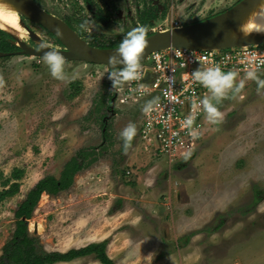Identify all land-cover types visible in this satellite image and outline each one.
Returning <instances> with one entry per match:
<instances>
[{
    "label": "rangeland",
    "instance_id": "rangeland-1",
    "mask_svg": "<svg viewBox=\"0 0 264 264\" xmlns=\"http://www.w3.org/2000/svg\"><path fill=\"white\" fill-rule=\"evenodd\" d=\"M151 1L41 0V8L60 19L71 18L74 29L82 35L123 39L138 26L139 12ZM237 1L164 0L161 6L167 10L169 21L197 22L228 10ZM86 19L91 23L84 31L79 25ZM30 26L29 31L39 39L57 45L41 27ZM30 41L27 35L22 43L33 49ZM65 71L67 79L57 81L42 58L22 54L0 58V173L8 178L14 168L24 171L19 194L0 205V256L14 233V212L28 191L45 176L58 178L65 163L80 149L105 142L101 122L104 113L97 110L106 106L109 97L108 70L66 61ZM257 75L264 79V72ZM240 80H245L242 91L235 95L229 92L217 105L223 113L218 125H210L205 115L201 118L204 138L195 152L199 176L190 208L197 209L204 190L210 206L242 197L235 209L229 208L211 221L204 230L206 235L194 236L192 242L185 243L186 238L176 242L177 226L172 230L165 226L170 234L166 241L157 205L166 202L167 193L156 187L159 179L152 180L153 191L136 185L144 164L145 172L157 165L156 176L169 170L162 155H150L146 144L140 143L143 101L116 109L117 115L107 121L110 139L106 150L94 165L75 176L69 190L55 197H41L28 221V231L38 239L40 249L66 253L108 240L107 254L115 264H186L184 255L188 251L200 254L198 264L256 263L252 255L264 250V91L258 93L257 83L246 80L245 75L237 76L236 82ZM129 123L136 125L137 135L129 149L132 154L127 166L128 153L123 152L119 133ZM181 169L195 170L190 163ZM215 184L223 190L222 195L214 193ZM167 217L171 220L169 214ZM177 218L184 220L179 215ZM220 219L225 221L218 227ZM148 221L151 233L144 236L141 225ZM179 243L186 245L180 247ZM170 252L174 259L166 258ZM60 264L99 263L85 257Z\"/></svg>",
    "mask_w": 264,
    "mask_h": 264
},
{
    "label": "built area",
    "instance_id": "built-area-1",
    "mask_svg": "<svg viewBox=\"0 0 264 264\" xmlns=\"http://www.w3.org/2000/svg\"><path fill=\"white\" fill-rule=\"evenodd\" d=\"M168 26H182L170 21ZM159 29V30H162ZM219 65L224 72L234 71L243 76L248 70L264 72V47L225 49L221 51H196L169 49L152 53L142 63L139 80L126 82L116 89L118 106H135L159 97V103L150 114L142 111L140 143L153 155H162L169 163L185 160V154L194 155L203 138L202 108L197 102L208 95V90L194 82L192 73ZM148 77L146 81L145 78ZM193 119L191 129L184 126L187 118ZM199 133L194 138L191 132Z\"/></svg>",
    "mask_w": 264,
    "mask_h": 264
},
{
    "label": "trees",
    "instance_id": "trees-1",
    "mask_svg": "<svg viewBox=\"0 0 264 264\" xmlns=\"http://www.w3.org/2000/svg\"><path fill=\"white\" fill-rule=\"evenodd\" d=\"M164 14L155 8H146L141 12L139 24L144 27L153 26L156 21L163 18ZM23 21V20H22ZM64 21L72 26L73 20L68 17ZM25 23V22H24ZM48 33V32H47ZM153 33H147V37ZM48 35L54 39L56 43L59 41L50 33ZM79 35L86 42L95 48H118L122 38L118 36L107 37L105 35ZM260 47H264L260 46ZM21 49L16 46L15 39L4 31L0 30V58H10L19 55ZM104 105V102H103ZM105 106H103L104 108ZM102 109H98L101 112ZM111 107L107 106L105 116L107 117ZM102 117V127L104 143L99 147H88L80 149L72 156L64 165L62 172L58 178L48 175L39 180L26 194L24 201L18 206L14 212L15 229L12 239L4 246L3 253L0 256V264H60L69 263L76 259L93 257L99 264H115L107 254L108 240L100 243L89 244L80 249H72L66 253L60 252H44L40 249L37 238L32 237L28 231V221L32 218L33 213L42 197L46 194L51 197L58 196L60 193L69 190L74 184V178L78 173L90 168L101 157V152L106 150L105 146L109 142V129L105 125L104 117ZM24 176V171L14 168L8 178L0 173V205L6 200L13 198L20 192V181ZM186 238V237H185ZM185 244H180L182 247Z\"/></svg>",
    "mask_w": 264,
    "mask_h": 264
},
{
    "label": "water",
    "instance_id": "water-1",
    "mask_svg": "<svg viewBox=\"0 0 264 264\" xmlns=\"http://www.w3.org/2000/svg\"><path fill=\"white\" fill-rule=\"evenodd\" d=\"M4 1L13 4L19 9L21 19L23 17L39 25L53 35L64 48L63 50L55 49L61 52L65 57V61L103 66L108 70V57L113 55L117 48L100 49L90 46L63 20L46 12L33 0ZM155 1L157 3L159 0ZM262 2L263 0H241L228 10L211 18L185 26L175 28L165 26L162 30H156L147 37L148 46L142 53L141 63H144L152 53L169 49L217 52L225 49H245L251 46H263L264 37L246 39L238 37L235 33L241 21ZM29 37L37 45V48H26L24 43L17 41L13 37L16 41V46L21 49L20 54L42 58L43 52L39 51V43L42 40L35 35H30ZM145 80L147 81L148 77ZM113 103L114 100H112V105Z\"/></svg>",
    "mask_w": 264,
    "mask_h": 264
},
{
    "label": "clouds",
    "instance_id": "clouds-1",
    "mask_svg": "<svg viewBox=\"0 0 264 264\" xmlns=\"http://www.w3.org/2000/svg\"><path fill=\"white\" fill-rule=\"evenodd\" d=\"M264 6V3L260 4ZM264 12V8L259 7L258 11L240 26V31L248 35L255 32H264V24L259 23V14ZM90 20H84L80 25V29L87 31ZM148 46L147 28L137 26L128 31L121 41L119 47L114 54L108 57V78L112 81L113 90L119 89L126 82L139 80L142 76V53ZM39 51L43 52L42 60L47 65L52 78L57 81H65L67 74L65 71V57L60 51L56 50L50 43L41 41L39 43ZM238 73L234 71L224 72L219 65L208 67L203 70H196L192 73V79L202 87L208 90V95L200 99L196 107L202 108L205 118L210 125H218L223 119V113L219 110L222 100L228 97L229 92L233 95L242 91L245 86V80L236 82ZM246 80H253L257 83V92L264 91V79H260L256 70H248L245 74ZM159 97L145 103L142 111L150 114L155 106L159 103ZM193 119L187 118L184 122L186 128L191 129ZM137 135V127L134 123H129L124 127L119 137L122 141V148L125 154L132 147V141ZM191 135L198 138L199 133L193 130ZM191 153L185 154V159L190 157Z\"/></svg>",
    "mask_w": 264,
    "mask_h": 264
},
{
    "label": "crops",
    "instance_id": "crops-1",
    "mask_svg": "<svg viewBox=\"0 0 264 264\" xmlns=\"http://www.w3.org/2000/svg\"><path fill=\"white\" fill-rule=\"evenodd\" d=\"M130 150L128 151V156L125 159L127 166H129L128 164L131 162L132 152ZM198 159H199L198 155L195 156L194 154L190 156L188 159L177 162L176 166L169 163L168 160L166 159L167 164L169 165L168 166L169 170H167L166 172H161L160 176H156L155 174L157 173L156 172L157 167H158L157 165H153V166L151 165V167L147 169V172H145V171H142L146 168L144 164L143 167L140 166V171H138L139 176L138 174L136 176L135 182L137 186L142 185L146 190L148 189L147 187H150V190L152 191L156 190L154 188L155 186L152 183L155 180L159 179L158 181H160L159 183L160 185L155 184L156 187L161 186V191L167 193V197L164 198L166 202L161 203L160 205L159 204L157 205V207L159 208L158 210H160V213L162 214L161 217L158 218L160 220L159 222L161 224V227H163L161 234H162V237L166 238L165 239L166 241L170 237V234L166 232L165 226H170L171 227L170 230H172L174 225L177 226L178 228L177 231L175 230L174 232V229H173V232L177 236L175 237L174 235L175 237L174 240L176 242H178L179 239L181 240L182 238H185V237H186L185 243L189 242L190 240H191L190 242H192V239H193L192 237L205 234L204 230H206L205 228H207L209 225L212 224L211 221L213 222L216 221L217 220L216 217H219L220 215L225 214L229 208L233 209L235 205H237L240 201H242V197H240L239 199L234 198L235 201L233 200L227 201V202L223 201L224 204L219 202L218 205L214 204L210 206L208 203L209 202L208 196L205 197L207 192L204 190L202 192L203 197L201 198L202 199L201 203H199L200 205L197 207L195 211H193L192 208H190V206L193 201V195L195 193V189L198 186V185H195V181H197L196 179L199 176L198 166L196 165L197 168L195 167V163L197 164ZM189 163L191 164L192 167L194 165L195 170L191 172L188 169H187L188 171L186 169L178 170L184 165H187ZM150 177H153V178H151V180L148 181L147 178H150ZM203 178H207V177H203ZM202 180L205 181L206 179H202ZM214 187H216L215 189L216 192L214 190V193L217 194V196L223 194V190L221 189V187L217 188L216 184L214 185ZM239 189H240L239 192L244 194L243 192L244 189L243 188L242 189L239 188ZM155 211L156 210H154V212ZM167 214H169V217L171 218V220L168 219ZM178 215L180 216L181 219L183 218L184 220L182 221L179 220L177 218ZM224 221H225L224 219L218 220L217 222L218 227H220ZM141 226H143L144 228L142 230V233L144 236H146V234L151 233L149 229L151 227V224L149 221L143 223V225ZM171 234H172V231H171ZM161 241H163V239ZM185 254L186 255L184 256H185L186 264H198L199 259H201V256L197 251L196 252L188 251V252H185ZM252 256L257 262L247 263V264H264V250H263V253L259 252V255L254 254ZM166 258L174 259L173 253L171 252L168 253V255H166Z\"/></svg>",
    "mask_w": 264,
    "mask_h": 264
},
{
    "label": "bare ground",
    "instance_id": "bare-ground-1",
    "mask_svg": "<svg viewBox=\"0 0 264 264\" xmlns=\"http://www.w3.org/2000/svg\"><path fill=\"white\" fill-rule=\"evenodd\" d=\"M262 3H264V0ZM260 4L237 26L235 33L238 37L246 39L253 37H264V32L253 31L250 34L245 35L240 31V26L247 22L252 14L258 11L259 7L264 8V6H260ZM259 23L264 24V12L259 14ZM0 30L7 32L19 42H22L27 35L37 36L34 32H30L28 27L22 21L19 14V9L13 4L7 3L4 0H0ZM44 196H46V194L42 195V197ZM30 228H32V226H30Z\"/></svg>",
    "mask_w": 264,
    "mask_h": 264
},
{
    "label": "flooded vegetation",
    "instance_id": "flooded-vegetation-1",
    "mask_svg": "<svg viewBox=\"0 0 264 264\" xmlns=\"http://www.w3.org/2000/svg\"><path fill=\"white\" fill-rule=\"evenodd\" d=\"M39 7H41V0H33ZM239 1H241V0H239ZM239 1H237L236 3H238ZM164 3V0H159L157 3H156V1L155 0H152L148 5H146V6H144L143 8H142V10L139 12V14H138V16H137V25L138 26H141L140 24H139V17H140V14H141V12H143L146 8H155V9H158L160 12H161V14H164V17L163 18H161V19H159L158 21H156V23L153 25V26H149V27H147V33H154L156 30H159V29H162L163 28V26L166 24V23H168L169 24V20L166 18L167 17V10L164 8V7H162L161 5ZM235 3V4H236ZM235 4H233L232 6H234ZM231 6V7H232ZM230 7V8H231ZM43 9V8H42ZM46 11V10H45ZM46 12H48V11H46ZM48 13H50V12H48ZM216 15H218V14H216ZM213 16H215V15H211V16H209V17H207L206 19H208V18H211V17H213ZM65 18V17H64ZM64 18L63 19H61V20H63L64 21ZM69 18V17H68ZM71 19V18H70ZM22 20H23V22H25V25L29 28V29H31L32 30V28H31V26H30V24L31 25H35L36 26V24H34V23H32V22H30L29 20H27V19H25V18H23L22 17ZM205 20V19H204ZM202 21V20H201ZM65 22V21H64ZM196 21H193V22H190V21H188V22H181V24H182V26H185V25H188V24H191V23H195ZM198 22V21H197ZM66 23V22H65ZM67 24V23H66ZM71 29H73L78 35H79V33L74 29V27H73V22H72V26H70L69 24H67ZM37 26H39V25H37ZM40 27V26H39ZM42 28V27H41ZM43 29V28H42ZM46 33H47V31L45 30V29H43ZM49 33V32H48ZM48 33H47V35H48ZM98 35V34H97ZM100 35V34H99ZM49 36V35H48ZM80 36V35H79ZM81 37V36H80ZM82 38V37H81ZM82 39H84V38H82ZM54 40V39H53ZM85 40V39H84ZM86 41V40H85ZM31 43H32V47H33V49L34 48H37V45H35L32 41H30ZM57 45L56 46H53L54 48H56V49H59V50H63L64 48H63V46L61 45V43L59 42V43H56ZM20 54V53H19ZM108 84H109V97L106 99V103H105V107L103 108V113H104V116H105V113H106V108H107V106H110L111 107V109H110V112H111V114H109L107 117L105 116L104 117V122H105V125H107V121L108 120H110V119H112V118H114L115 117V115H117V112H116V109L117 108H120V106H118V104L116 103V96H115V92H116V90H113V86H112V81L111 80H109V82H108ZM112 100H114V103H113V105H112ZM113 106V107H112ZM104 131V130H103Z\"/></svg>",
    "mask_w": 264,
    "mask_h": 264
}]
</instances>
